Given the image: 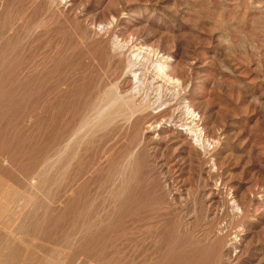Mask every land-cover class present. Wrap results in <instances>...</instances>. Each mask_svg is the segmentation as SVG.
<instances>
[{
  "label": "rangeland",
  "instance_id": "rangeland-1",
  "mask_svg": "<svg viewBox=\"0 0 264 264\" xmlns=\"http://www.w3.org/2000/svg\"><path fill=\"white\" fill-rule=\"evenodd\" d=\"M0 264H264V0H0Z\"/></svg>",
  "mask_w": 264,
  "mask_h": 264
},
{
  "label": "bare ground",
  "instance_id": "bare-ground-1",
  "mask_svg": "<svg viewBox=\"0 0 264 264\" xmlns=\"http://www.w3.org/2000/svg\"><path fill=\"white\" fill-rule=\"evenodd\" d=\"M62 6V5H61ZM65 8H66V6H65ZM133 45V44H132ZM144 45V44H143ZM134 47H136V46H134ZM138 50V49H137ZM134 51V50H133ZM135 52V51H134ZM142 52V51H141ZM144 52V51H143ZM137 53V52H136ZM170 53V52H169ZM160 54V53H159ZM163 54V53H162ZM139 56V55H138ZM141 56V55H140ZM134 57H136V56H134ZM142 57V56H141ZM161 57V56H160ZM164 57V56H163ZM173 57V56H172ZM139 59V58H138ZM160 59V58H159ZM161 59H162V57H161ZM172 60V59H171ZM170 60V61H171ZM163 61V60H162ZM169 62V58L164 62V63H168ZM173 66H175L174 64H172ZM158 66H159V69H161L162 71H165V68L167 67L166 65H163V62H160V63H158ZM160 72V71H159ZM164 75V74H163ZM181 76V75H180ZM183 99V98H182ZM191 121V120H190ZM187 125V124H186ZM158 126V125H157ZM169 126V125H168ZM170 128V127H169ZM168 128V129H169ZM181 128V127H180ZM197 128V127H196ZM160 130V129H159ZM173 130V129H172ZM178 130H180V129H178ZM154 131V130H153ZM168 131V130H167ZM188 131V130H187ZM175 133V132H174ZM178 133V132H177ZM189 133V132H188ZM183 134V133H182ZM185 134H187V133H185ZM184 134V135H185ZM192 135V134H191ZM195 137V136H194ZM200 139V138H199Z\"/></svg>",
  "mask_w": 264,
  "mask_h": 264
}]
</instances>
